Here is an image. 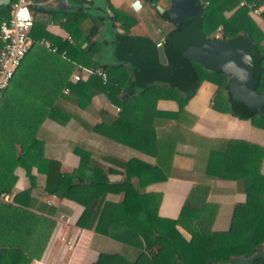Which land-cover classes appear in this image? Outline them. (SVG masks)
Wrapping results in <instances>:
<instances>
[{
	"label": "trees",
	"instance_id": "16d2710c",
	"mask_svg": "<svg viewBox=\"0 0 264 264\" xmlns=\"http://www.w3.org/2000/svg\"><path fill=\"white\" fill-rule=\"evenodd\" d=\"M74 1L84 3V0ZM204 1L199 0L201 16L194 17L193 21L207 37H213L221 25L219 39L230 41L240 38L252 57L250 69L251 75L258 80L256 91H264V34L251 18L249 7L240 6V0H207L208 4ZM246 1L249 3L251 0ZM90 2L93 3V0ZM4 6L7 13L10 4ZM112 11L115 19L118 18V11ZM227 11H232L228 17L225 16ZM84 18H90L92 22L86 34H83L80 25ZM104 21L102 13L68 12L66 20L60 23L71 36L77 34L74 44L49 35L43 23L33 24V43L3 94L26 92L29 77L34 75L29 68L31 61L50 60L59 64V68L53 71L58 81L35 85L36 90L41 86L40 90L52 95L49 100L43 101L50 108L47 114L40 115L39 121L33 120L34 131L17 133L20 149L0 143V195L11 192L15 182L13 168L26 153L37 157V171L43 176L42 186L46 193L83 207L75 219L76 225L105 234L115 221L140 224L143 226L141 236L145 250L150 255L159 256L162 264H228L234 258L250 257L261 250L264 245V173L261 171L264 148L246 140L207 139L192 132L185 133L181 130L180 121L177 127L159 132L154 129L155 117L180 118L184 105L202 80L201 74L217 70L182 56L186 68L181 69L178 75H163L134 90V77L123 69L122 64H102L94 58L99 42L92 38L99 33ZM43 38L50 40L57 50L53 52L42 47L39 40ZM84 42H87L86 46L82 45ZM64 50L66 58L61 55ZM76 64L103 68L107 72V80L103 82L99 76L93 75L89 82L70 83L68 78ZM92 80L97 83L95 90L107 92L115 104L121 106V110L110 124L94 126L96 134L106 143L98 146L85 142L71 143V152L78 157V164L72 171H63L60 161L43 155L42 145L34 137L36 128L45 117L62 124L68 122L73 115L59 108L58 96H61L65 86L73 93L91 95L88 90L94 85ZM162 80L168 83L164 84ZM84 95L86 98L87 95ZM159 97L175 98L178 111L157 110ZM69 98L66 97V100ZM221 111L250 119L253 124L264 128V116L235 101L228 93ZM17 119L26 120L23 116ZM182 144L194 147L189 173H182L173 165L177 147ZM119 145L138 149L145 157L130 155L123 159L114 150ZM154 171L160 180L172 175L195 180L176 218L163 217L157 207L147 204L145 187ZM117 173L123 175L122 179L109 178ZM208 179L233 180L237 189L245 193V200L233 205V220L226 230L213 229L218 204L208 200ZM36 203L38 201L24 192L16 193L12 202L0 200V264H29L42 256L55 226L51 215L56 209L48 207L45 214L41 205ZM62 209L64 206H59V210ZM177 226L188 232L190 238L186 239ZM101 262L102 256L94 264ZM248 264H264V257Z\"/></svg>",
	"mask_w": 264,
	"mask_h": 264
},
{
	"label": "crops",
	"instance_id": "0c3cea01",
	"mask_svg": "<svg viewBox=\"0 0 264 264\" xmlns=\"http://www.w3.org/2000/svg\"><path fill=\"white\" fill-rule=\"evenodd\" d=\"M68 1L73 6H83L86 9L83 12L87 14H104L105 21L99 33L92 39L99 42L96 49L106 51L112 45L117 59L109 64L120 63L125 71H129V75H133L134 90L148 83L152 78L157 79L163 73L161 65L167 64L165 46L157 47L155 44L159 41L163 42L174 30L173 22L165 12L171 0H157L156 2L140 0L141 8L136 11L130 6L133 0H93V3L90 2L91 0H84V3L79 4L74 0ZM57 2L58 0H38L32 6L34 23H43L45 31L53 37L66 40L69 36L73 37V42L68 41L74 44L77 34L74 35L75 37L71 36L60 22L66 20L68 12L81 11H59L57 10ZM250 2L256 7L264 4V0H251ZM3 7L5 6H0V20L8 13ZM112 10L118 11V18L115 19ZM108 11L114 18L113 22L107 17ZM231 13L232 11H227L225 16L228 17ZM249 13L264 34V12L255 15L250 9ZM91 23L90 18L82 20L80 25L83 34L88 32ZM118 33L121 36L116 43H113ZM213 34L218 38L221 36V25ZM46 40L50 42V40ZM262 43L264 45V38ZM82 45L86 46L87 42ZM41 46L53 51L43 44ZM63 52L61 55L66 58V51ZM53 63L50 60L29 62V68L34 75L29 77V86L26 92H8L2 95L0 100L1 145L19 150L21 144L18 142L19 138H16L17 133L34 131L33 120L39 121L40 115L44 116L48 113L50 107L45 106L43 101L46 102L52 95L40 90L41 86L36 90L35 85L58 81L53 71L59 68V64ZM77 65L79 64H76L75 67ZM63 66L61 67L63 68ZM40 72L42 74H39ZM70 75L68 80L70 83L76 84L70 80ZM201 79L195 93L184 105L182 113L180 112V118L178 117L180 120L177 117H155V131L170 129L172 126L177 127V123L180 121L181 130L185 133L192 132L207 139L246 140L264 148V128L253 124L250 119H241L221 111V106L227 96L229 76L222 70H217L212 73L201 74ZM86 81L89 82L88 79L82 82ZM162 81L164 84L168 83L167 80ZM95 82L96 80H92L94 85H91L90 88L92 89L88 90L92 94L86 93V98L83 97V93H73L68 86H65L69 88V91L65 94L63 91L65 87L62 89L61 96L57 98V104L62 111L71 113L73 117L64 124L45 117L36 128L34 137L41 143L43 155L52 156L60 161L63 171H72L78 164V157L71 152V143L85 142L91 146L102 145L101 143L105 140L96 134L94 126L110 124L121 110V106L116 105L113 98L107 95V92L95 90L97 85ZM68 96L70 98L66 100ZM81 99L82 104H80ZM156 104L157 110L161 112H177L179 109L175 98L159 97ZM18 116H23L26 120L22 122L17 119ZM25 143L29 145V142ZM114 150L123 159L130 155L145 157L144 154L139 153L138 149L129 146L119 145ZM193 153L194 147L189 146V144L178 146L173 157V165L176 170L189 173ZM261 171L264 173V158L261 161ZM12 174L15 176L14 186L11 192L1 194L0 200L12 202L16 193L28 194L38 201L36 204L41 205L43 212L48 207L55 208L56 212L51 215L53 219L59 213L68 216L70 222L64 227L62 235L66 238L74 237L76 239V245L72 250H68L61 242L51 246L50 241L54 235L53 227L42 256L39 259L31 260L29 264H94L100 256H102L101 264H162L159 256L150 255L145 250V242L141 236L143 226L140 224L129 225L125 221H115L109 225L105 234L76 225L75 219L80 215L83 207L78 203L44 191L43 176L39 175L37 171V157L24 153L20 162L13 168ZM122 177L123 175L119 173L109 176L111 180H120ZM149 178L150 182L145 187L148 206L157 207L159 215L163 217L176 218L187 193L193 188L195 180L174 175L165 180H160L155 171L149 175ZM206 183L210 189L208 200L218 204L212 224L213 229L226 230L233 220V205L237 202H243L245 193L237 189L233 180L208 179ZM59 206H64V209L59 210ZM177 227L186 239L190 238L188 232L180 226Z\"/></svg>",
	"mask_w": 264,
	"mask_h": 264
},
{
	"label": "water",
	"instance_id": "95a60500",
	"mask_svg": "<svg viewBox=\"0 0 264 264\" xmlns=\"http://www.w3.org/2000/svg\"><path fill=\"white\" fill-rule=\"evenodd\" d=\"M12 1L0 0V6L9 5ZM57 10L86 11L83 6H73L68 0H58ZM165 12L173 22L175 31L163 40L167 64L161 65L163 73L159 77L178 75L181 69L186 68L182 56L191 57L211 69L226 73L229 76L227 93L235 101L244 103L264 116V91H256L258 80L251 75L250 69L252 57L243 46L242 40L233 38L225 41L216 36L207 37L193 21L194 17L201 16L199 0H171ZM107 17L113 22L110 11ZM112 27L114 28L113 23ZM120 36L118 33L113 43H116ZM258 257H264V247L250 257H237L228 264H248Z\"/></svg>",
	"mask_w": 264,
	"mask_h": 264
},
{
	"label": "built area",
	"instance_id": "2783aa9c",
	"mask_svg": "<svg viewBox=\"0 0 264 264\" xmlns=\"http://www.w3.org/2000/svg\"><path fill=\"white\" fill-rule=\"evenodd\" d=\"M36 0H13L10 3L8 13L0 20V98L3 91L8 87L17 67L20 65L22 59L29 51L33 40L31 38V30L34 24V16L32 6ZM208 4V1H204ZM140 0H133L130 6L133 10L141 8ZM239 5H247L253 14L260 15L264 12V4L256 7L252 2L247 3L246 0H240ZM68 40L73 42V37H68ZM40 44L47 48L56 51L57 47L53 46L46 39H40ZM162 41L156 43L157 47H161ZM64 54V52H63ZM99 76L103 82L107 80V72L101 67L77 65L70 75V80L73 82L83 81L89 79L91 76ZM64 93L69 91L68 87L64 88ZM50 203V201H48ZM70 222V218L63 213H59L55 218V226L50 245H56L61 242L68 250L74 249L76 239L74 237H64L62 231L64 227Z\"/></svg>",
	"mask_w": 264,
	"mask_h": 264
},
{
	"label": "rangeland",
	"instance_id": "374dc122",
	"mask_svg": "<svg viewBox=\"0 0 264 264\" xmlns=\"http://www.w3.org/2000/svg\"><path fill=\"white\" fill-rule=\"evenodd\" d=\"M115 49L110 45L107 50L96 49L94 53V58L100 63H110L111 61H115L116 58ZM264 247V245H263Z\"/></svg>",
	"mask_w": 264,
	"mask_h": 264
}]
</instances>
